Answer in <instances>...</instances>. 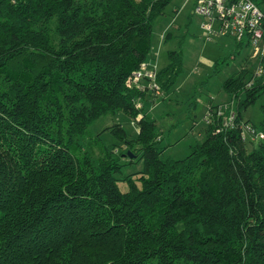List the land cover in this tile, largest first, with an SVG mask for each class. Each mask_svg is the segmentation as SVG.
<instances>
[{"label":"trees","instance_id":"16d2710c","mask_svg":"<svg viewBox=\"0 0 264 264\" xmlns=\"http://www.w3.org/2000/svg\"><path fill=\"white\" fill-rule=\"evenodd\" d=\"M171 2L0 0V264H264V138L249 146L242 115L264 95V59L255 67L247 38L234 39L235 52L250 49L223 82L237 109L219 116L211 100L204 140L164 158L156 120L136 104L150 94L130 78ZM169 53L165 95L183 67L182 50ZM262 111L252 125L264 133ZM117 112L142 115L135 137L120 123L91 131ZM134 158L143 169L118 177Z\"/></svg>","mask_w":264,"mask_h":264},{"label":"rangeland","instance_id":"374dc122","mask_svg":"<svg viewBox=\"0 0 264 264\" xmlns=\"http://www.w3.org/2000/svg\"><path fill=\"white\" fill-rule=\"evenodd\" d=\"M195 4V0H173L166 8L167 15L156 19L152 33V48L146 62L156 63L158 71L170 63V51L182 50L183 67L167 95L163 92L156 95L149 89L147 101L138 99L136 103L137 107L142 108V115L145 112L151 119L156 120L155 139H162L160 145L166 146L164 158L182 159L191 152L192 146L204 140L206 116L211 100L214 104L221 106L228 104L230 108L232 106L237 109L238 99L229 95L223 82L228 75L234 74L243 64L244 58L250 55V49L247 47H242L240 53L235 52L240 46L237 47L235 40L229 37H213L214 40H207L205 30L201 26L202 18L195 11ZM178 7L180 9L177 11ZM168 30L173 33L170 38L166 37ZM249 60L255 67L257 66V58L251 57ZM217 63L221 65L219 71L216 70ZM154 67L152 64V68ZM263 104L264 95L242 110L243 119L259 127L263 118ZM142 115H138L135 120L123 112L104 115L92 124L91 131L96 134L107 126L120 123L132 138L139 131L138 122ZM102 138L117 152L129 151V148L122 147L120 141L109 131H106ZM257 143L258 140L249 146L252 148ZM95 153L99 154L98 148L95 149ZM129 159L122 156L121 161L125 163ZM134 160H136L134 163L125 165L122 173L117 176L122 179L141 171L143 161L139 158ZM119 184L123 191L128 189L125 181L120 180Z\"/></svg>","mask_w":264,"mask_h":264},{"label":"built area","instance_id":"2783aa9c","mask_svg":"<svg viewBox=\"0 0 264 264\" xmlns=\"http://www.w3.org/2000/svg\"><path fill=\"white\" fill-rule=\"evenodd\" d=\"M195 11L202 18L201 26L205 30V38L214 40L215 37L230 36L237 41L247 38L251 48V57L264 59V11L254 0H195ZM214 37V38H213ZM151 65V66H150ZM150 66V67H149ZM145 62L142 68L130 78V84L141 90H153L157 95L162 93L157 83L156 65ZM264 75V66L259 64L255 76ZM146 82V84L144 83ZM252 83V82H250ZM249 83V85H250ZM233 104V103H232ZM228 105L218 108L221 116L227 111ZM209 114L206 120L209 122ZM236 117L231 110L225 121L231 123ZM243 136L248 140L264 138V133L252 124L244 125Z\"/></svg>","mask_w":264,"mask_h":264},{"label":"water","instance_id":"95a60500","mask_svg":"<svg viewBox=\"0 0 264 264\" xmlns=\"http://www.w3.org/2000/svg\"><path fill=\"white\" fill-rule=\"evenodd\" d=\"M127 154H128L131 158L135 156L130 150L127 152Z\"/></svg>","mask_w":264,"mask_h":264},{"label":"crops","instance_id":"0c3cea01","mask_svg":"<svg viewBox=\"0 0 264 264\" xmlns=\"http://www.w3.org/2000/svg\"><path fill=\"white\" fill-rule=\"evenodd\" d=\"M179 9H180V8H179ZM179 9H178V10H179ZM151 63H152V62H151ZM152 64L156 65V63H152ZM156 69H157V68H156ZM158 71H159V70H158Z\"/></svg>","mask_w":264,"mask_h":264}]
</instances>
